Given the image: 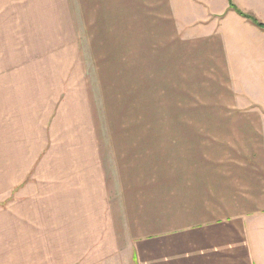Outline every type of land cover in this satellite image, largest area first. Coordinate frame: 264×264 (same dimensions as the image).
I'll return each mask as SVG.
<instances>
[{
    "label": "crops",
    "instance_id": "0c3cea01",
    "mask_svg": "<svg viewBox=\"0 0 264 264\" xmlns=\"http://www.w3.org/2000/svg\"><path fill=\"white\" fill-rule=\"evenodd\" d=\"M231 2L264 24L0 0V264H101L122 234L135 264H264V29Z\"/></svg>",
    "mask_w": 264,
    "mask_h": 264
},
{
    "label": "rangeland",
    "instance_id": "374dc122",
    "mask_svg": "<svg viewBox=\"0 0 264 264\" xmlns=\"http://www.w3.org/2000/svg\"><path fill=\"white\" fill-rule=\"evenodd\" d=\"M246 15H249V14H246ZM249 16H252V15H249ZM112 43L113 42L108 43V46L106 47L105 51L111 52V50L113 48ZM133 60H135V58H133ZM141 234L142 233L136 234V237L140 236ZM121 238H122L123 243H125L127 245V248L126 247L123 248L118 257L104 259L101 264H135V262L133 260V255L131 253L130 245H128V240L131 238V236L128 234H122Z\"/></svg>",
    "mask_w": 264,
    "mask_h": 264
},
{
    "label": "trees",
    "instance_id": "16d2710c",
    "mask_svg": "<svg viewBox=\"0 0 264 264\" xmlns=\"http://www.w3.org/2000/svg\"><path fill=\"white\" fill-rule=\"evenodd\" d=\"M231 9L234 10L238 15H240L241 17L251 21L253 24H255L256 26H258L261 29H264V24L260 23L256 18L246 15L245 13H243L241 10H239L234 4L233 2H231Z\"/></svg>",
    "mask_w": 264,
    "mask_h": 264
}]
</instances>
